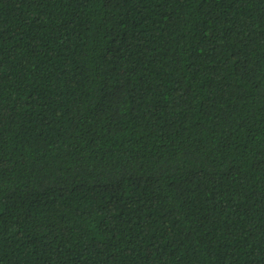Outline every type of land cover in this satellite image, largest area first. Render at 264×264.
<instances>
[{
    "label": "trees",
    "instance_id": "16d2710c",
    "mask_svg": "<svg viewBox=\"0 0 264 264\" xmlns=\"http://www.w3.org/2000/svg\"><path fill=\"white\" fill-rule=\"evenodd\" d=\"M0 264H264V0H0Z\"/></svg>",
    "mask_w": 264,
    "mask_h": 264
}]
</instances>
